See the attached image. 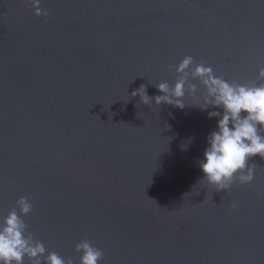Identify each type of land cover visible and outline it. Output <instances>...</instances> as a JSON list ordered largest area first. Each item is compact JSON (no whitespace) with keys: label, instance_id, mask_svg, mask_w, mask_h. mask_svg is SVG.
I'll return each instance as SVG.
<instances>
[{"label":"water","instance_id":"obj_1","mask_svg":"<svg viewBox=\"0 0 264 264\" xmlns=\"http://www.w3.org/2000/svg\"><path fill=\"white\" fill-rule=\"evenodd\" d=\"M0 0V221L29 196V231L79 264H264V159L251 184L201 180L207 136L198 80L185 107L143 104L184 56L256 81L264 0ZM186 145V150L185 147ZM237 209L230 211L232 204ZM25 264H28L27 260Z\"/></svg>","mask_w":264,"mask_h":264},{"label":"clouds","instance_id":"obj_2","mask_svg":"<svg viewBox=\"0 0 264 264\" xmlns=\"http://www.w3.org/2000/svg\"><path fill=\"white\" fill-rule=\"evenodd\" d=\"M36 16L48 17L46 8L39 7L40 0H27ZM175 70L177 79L174 86L167 81L156 86L162 93L149 97L144 85L133 91L143 104L173 105L183 109L184 97H194L197 85L191 83L198 80L203 89L202 103L198 106L202 111L212 107L214 111L207 113L208 118H216V130L207 136V146L203 159L198 161L203 178L216 191H227L233 184H251L255 178L256 165L249 160L259 155L264 159V67L258 70L256 81L238 83L226 80L214 74L213 69L205 61L195 62L192 56L186 55L178 64L169 65ZM186 150V145H184ZM237 204L230 206L236 210ZM33 204L29 196H21L15 206L0 221V264H74L71 257L65 258L56 251L49 250L40 239L29 231L24 217L30 215ZM74 251L79 254V264H100L104 258L103 251L94 246L88 239L75 244Z\"/></svg>","mask_w":264,"mask_h":264}]
</instances>
